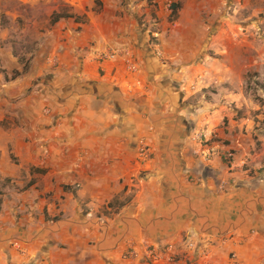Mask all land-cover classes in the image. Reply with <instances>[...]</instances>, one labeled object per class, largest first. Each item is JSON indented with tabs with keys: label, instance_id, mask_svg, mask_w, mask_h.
I'll use <instances>...</instances> for the list:
<instances>
[{
	"label": "crops",
	"instance_id": "crops-1",
	"mask_svg": "<svg viewBox=\"0 0 264 264\" xmlns=\"http://www.w3.org/2000/svg\"><path fill=\"white\" fill-rule=\"evenodd\" d=\"M42 1H61L46 23L56 13L72 15L37 32L48 46L59 47L58 68L37 63V53L24 71L12 47L0 44L3 73H21L0 90V264H264V170L231 171L234 166L215 153L218 145L207 146L211 153L203 163L205 155H195L187 140L167 162L157 151L150 158L139 154L137 141L131 145L143 133L151 141L163 136L170 120L165 104L180 92L181 67L193 59V51L163 49L173 58L165 62L159 52L142 48L141 71L155 80L173 67L168 87L174 91L161 90L154 100L153 82L134 83L127 91L126 82L136 75L112 66L116 57L96 58L120 29L101 27L109 19L104 12L96 15L98 0ZM219 1L221 7L228 2ZM101 2L105 9H128V38L148 36L151 28L165 30L163 0ZM230 3L238 7L240 0ZM8 37L4 31L0 38ZM51 71L53 77L41 82L33 98V78ZM144 94L145 119L138 110ZM149 120L155 129L143 132ZM164 151L172 152L169 146ZM199 175L202 183L190 178ZM170 243L176 247L174 262L164 255L158 261L145 257L147 246L162 252Z\"/></svg>",
	"mask_w": 264,
	"mask_h": 264
},
{
	"label": "rangeland",
	"instance_id": "rangeland-1",
	"mask_svg": "<svg viewBox=\"0 0 264 264\" xmlns=\"http://www.w3.org/2000/svg\"><path fill=\"white\" fill-rule=\"evenodd\" d=\"M175 3L178 8L174 17L170 10H164V31L151 28L148 36L145 32L146 37L144 33L137 39L125 35V28L132 25L126 22L125 13H129L127 8L122 10L108 5L105 9L101 0L96 2L94 8L96 15L104 12L109 19V23H101V27L112 26L113 31L120 27L118 33H113L107 39V46L96 52V58L99 60L102 53H114L116 59H112V66H118L126 76L136 75L137 78L134 77L133 81L126 82L127 91H131L133 84L138 82L141 86H149L148 82L151 85L153 82L151 90L154 100L159 98L161 90L165 94L174 91L168 87L172 81L173 74L170 70L173 67L164 71L163 77L157 80L148 71H141L138 54L142 48L155 51V55L159 52L158 57L165 62L171 57L163 49L194 53L192 60H186L185 65L180 66L181 72L180 69L177 71L181 74L180 92L174 91L173 95L176 96L169 97L172 104H165L166 114H170L167 119L170 120L167 121L163 136L151 141L143 133L136 136L138 138L131 145L134 146L136 141L140 147L141 143L147 144L152 155L155 151L159 153L162 162L175 159L179 145L184 144L185 140L189 142L188 147L192 151L196 145H202L204 151L207 146L218 145L214 151L222 157L225 165V152L230 149L235 153L234 168L231 171L236 172L240 168L252 175L261 173L264 170V0H240L238 7H233L230 0L224 7H221L219 0H174ZM60 4L61 1L46 4L42 0H36L23 4L13 0H0V37L4 31L9 35L7 39L0 38V44L11 46L14 57L24 68H29L28 71L37 53V63L51 67L52 71L53 68H58L59 61L55 56L59 54V47L53 49V46H48L38 33L53 25L46 21L49 19V12ZM53 16L54 14L52 18ZM157 18L153 15L152 19L156 23L160 22V18ZM191 18L195 21L192 22ZM228 32L231 33L230 36L227 35ZM60 42L66 40L61 39ZM94 43H90V48L96 46ZM42 49L43 52L40 53ZM0 65H3L1 58ZM153 66L157 72H161L160 67ZM115 69L113 68V72ZM3 71L0 68V90L6 89L13 75H6ZM52 71L33 78L29 87V91L35 90L33 98H38L41 82L45 84L53 77ZM146 96L144 94L139 98L141 103L138 107L139 111L142 110L144 119L148 117L147 106H143L147 101ZM50 107L43 105L44 110ZM147 122L149 124L145 125L143 132L153 127L152 121ZM163 146H169L172 152L164 151ZM241 151L243 156L238 158ZM200 162L203 163L204 158ZM238 162L241 164L238 165ZM253 165L261 168H253ZM202 170L209 171L206 168Z\"/></svg>",
	"mask_w": 264,
	"mask_h": 264
},
{
	"label": "built area",
	"instance_id": "built-area-1",
	"mask_svg": "<svg viewBox=\"0 0 264 264\" xmlns=\"http://www.w3.org/2000/svg\"><path fill=\"white\" fill-rule=\"evenodd\" d=\"M163 1H164L165 9L170 10L172 13V7L174 4V0H163ZM101 57L102 58H115V54L110 53V52L102 53ZM129 67L131 68V65ZM197 139L201 140V137H198ZM199 146L196 145V148L193 150V153L195 155H198V156L199 155H205L204 160H208V157H209L211 151L206 150L207 152H205L202 148V145L200 147ZM139 152L142 156H145V157H150L152 155L149 146L145 143H141V147H140ZM224 158L227 161V164L232 168L234 165L233 160L235 158V153L229 149L225 152ZM190 178H191V180L196 181L198 183H202L204 181L202 175L190 176ZM218 188L220 191H224L225 190V182L220 181ZM162 255H164V258L167 261L174 262L175 257L177 255L175 245L171 244V243L165 245L164 248L162 249V252H159L158 249L154 246H147L146 251H145V257L148 260L158 261Z\"/></svg>",
	"mask_w": 264,
	"mask_h": 264
},
{
	"label": "trees",
	"instance_id": "trees-1",
	"mask_svg": "<svg viewBox=\"0 0 264 264\" xmlns=\"http://www.w3.org/2000/svg\"><path fill=\"white\" fill-rule=\"evenodd\" d=\"M178 8V4H173V7H172V14H173V17L174 15H176V10ZM68 16H72V15H65V14H62V13H56L54 14L53 16V19H52V23L56 22L59 18H62V17H68ZM27 68L24 69V71H26ZM21 73L18 72V71H14L13 72V75H12V78H15L17 76H19Z\"/></svg>",
	"mask_w": 264,
	"mask_h": 264
},
{
	"label": "flooded vegetation",
	"instance_id": "flooded-vegetation-1",
	"mask_svg": "<svg viewBox=\"0 0 264 264\" xmlns=\"http://www.w3.org/2000/svg\"><path fill=\"white\" fill-rule=\"evenodd\" d=\"M185 144V143H184Z\"/></svg>",
	"mask_w": 264,
	"mask_h": 264
}]
</instances>
